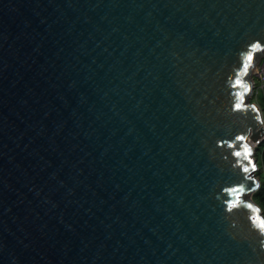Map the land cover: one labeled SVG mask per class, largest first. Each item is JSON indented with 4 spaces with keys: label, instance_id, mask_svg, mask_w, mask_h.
<instances>
[{
    "label": "water",
    "instance_id": "water-1",
    "mask_svg": "<svg viewBox=\"0 0 264 264\" xmlns=\"http://www.w3.org/2000/svg\"><path fill=\"white\" fill-rule=\"evenodd\" d=\"M263 52L264 0H0V264H264Z\"/></svg>",
    "mask_w": 264,
    "mask_h": 264
},
{
    "label": "built area",
    "instance_id": "built-area-1",
    "mask_svg": "<svg viewBox=\"0 0 264 264\" xmlns=\"http://www.w3.org/2000/svg\"><path fill=\"white\" fill-rule=\"evenodd\" d=\"M251 78L253 81V91H252L250 101L251 103H254L259 107L262 113L263 127H264V107L262 105L264 104V52L259 54L256 57L254 66L252 68ZM249 142H250L251 147L253 148L251 150L255 154H257L258 149L264 143V135L261 138H259V140L256 142H252L250 140ZM257 160H258V157H257Z\"/></svg>",
    "mask_w": 264,
    "mask_h": 264
},
{
    "label": "snow or ice",
    "instance_id": "snow-or-ice-1",
    "mask_svg": "<svg viewBox=\"0 0 264 264\" xmlns=\"http://www.w3.org/2000/svg\"><path fill=\"white\" fill-rule=\"evenodd\" d=\"M257 47H259V45H257ZM247 59H248V61H251V60L253 59V57H252L251 55H249V56L247 57ZM244 67H245V69H247V65H246V64L244 65ZM236 83H237V85H239L240 87H243V85L240 83L239 80H237ZM243 101H244V97H243V95H240V97H239V102L235 103V105H234V110L239 111V110L243 107ZM237 139L240 140V141H243V140H244V136H238ZM247 153H248V149H247V147H245V148H244V153H241L240 151H237V152H235V155H236L237 157H239V156H241L242 154L246 155ZM244 171L247 172V171H248V168L245 167V168H244ZM242 190H243V189H234V190H233V195H236L238 191H242ZM232 207H235V204H233ZM260 227H261L262 229H264V222H261V223H260Z\"/></svg>",
    "mask_w": 264,
    "mask_h": 264
},
{
    "label": "trees",
    "instance_id": "trees-1",
    "mask_svg": "<svg viewBox=\"0 0 264 264\" xmlns=\"http://www.w3.org/2000/svg\"><path fill=\"white\" fill-rule=\"evenodd\" d=\"M257 155H258V157L261 156V162H262L261 168H262V171L264 172V143L258 149ZM261 178H262V176H261ZM262 180H263V178H262ZM254 197L258 201V204L260 205V207L263 209L264 208V182H262L260 190L254 195Z\"/></svg>",
    "mask_w": 264,
    "mask_h": 264
},
{
    "label": "rangeland",
    "instance_id": "rangeland-1",
    "mask_svg": "<svg viewBox=\"0 0 264 264\" xmlns=\"http://www.w3.org/2000/svg\"><path fill=\"white\" fill-rule=\"evenodd\" d=\"M262 105H263V107H264V104H262ZM257 153H258V152H257ZM253 157L257 159L258 156H257V154H255V153L253 152ZM261 164H262V162H261V156H260V157H258V167H259V171H258V176H256V177L261 179V185H262V182H264V175H263L264 172L261 170ZM259 173H260V174H259ZM261 176H262L263 180H262ZM245 199L250 200V197H246ZM252 200H253V202H255L257 205H259V204H258V201L255 199L254 196L252 197ZM259 207H260V205H259ZM260 208H261V207H260ZM261 211H262V216H263V219H264V208H263V209L261 208Z\"/></svg>",
    "mask_w": 264,
    "mask_h": 264
},
{
    "label": "bare ground",
    "instance_id": "bare-ground-1",
    "mask_svg": "<svg viewBox=\"0 0 264 264\" xmlns=\"http://www.w3.org/2000/svg\"><path fill=\"white\" fill-rule=\"evenodd\" d=\"M248 145H249V147H250L251 149H253V148L251 147V145H250V142H249V140H248Z\"/></svg>",
    "mask_w": 264,
    "mask_h": 264
}]
</instances>
